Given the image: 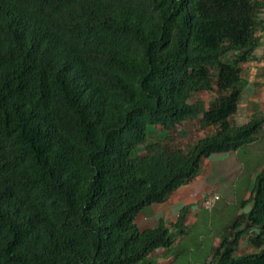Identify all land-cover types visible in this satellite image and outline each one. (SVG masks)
I'll return each mask as SVG.
<instances>
[{"label":"trees","instance_id":"obj_1","mask_svg":"<svg viewBox=\"0 0 264 264\" xmlns=\"http://www.w3.org/2000/svg\"><path fill=\"white\" fill-rule=\"evenodd\" d=\"M263 36L264 0H0V264L171 253L188 206L136 219L259 139L264 112L231 118ZM219 238L210 264H264V166Z\"/></svg>","mask_w":264,"mask_h":264},{"label":"rangeland","instance_id":"obj_2","mask_svg":"<svg viewBox=\"0 0 264 264\" xmlns=\"http://www.w3.org/2000/svg\"><path fill=\"white\" fill-rule=\"evenodd\" d=\"M201 94L205 100L212 97L211 93ZM182 133L186 139L200 136L195 122H187ZM259 135L257 141L243 146L238 153H218L208 157L210 168L214 171L208 183L212 186L218 183L216 189L209 194L205 189L203 207L193 215L194 221L186 223L188 230L185 233L172 229L174 245L171 253L156 250L150 264H210L208 257L220 241V232L240 212V202L248 197L254 172L264 165V130H260ZM163 137L161 131L150 127L146 142L158 141ZM210 198L213 201H209ZM138 228L144 230L141 224H138Z\"/></svg>","mask_w":264,"mask_h":264},{"label":"crops","instance_id":"obj_3","mask_svg":"<svg viewBox=\"0 0 264 264\" xmlns=\"http://www.w3.org/2000/svg\"><path fill=\"white\" fill-rule=\"evenodd\" d=\"M255 54L257 58L251 63L244 74L246 81L243 85V98L236 113L231 118V121L235 124H244L249 117L257 111L264 112V44L255 50ZM210 96H213V94L211 93ZM209 98L205 100L203 94H199L197 97V99L205 101H208ZM262 130H264V126ZM239 150L240 149L224 154L238 153ZM263 166L264 165H261L256 169L251 184L253 183L255 174ZM213 172L207 157L203 161L202 171L190 184L183 185L176 189L165 202L151 205L143 209L136 219L137 225L141 224L144 229H147L154 227L160 220L170 224L176 220V216L184 206H188V212L184 222L194 221L193 215L203 207L202 199L205 196L203 195L205 194V189L209 194L211 191L215 190L218 185V183H213L212 186L208 183ZM250 189L251 187L249 191Z\"/></svg>","mask_w":264,"mask_h":264},{"label":"built area","instance_id":"obj_4","mask_svg":"<svg viewBox=\"0 0 264 264\" xmlns=\"http://www.w3.org/2000/svg\"><path fill=\"white\" fill-rule=\"evenodd\" d=\"M211 199H212V198H210V200H209V201H211ZM212 201H213V199H212Z\"/></svg>","mask_w":264,"mask_h":264}]
</instances>
